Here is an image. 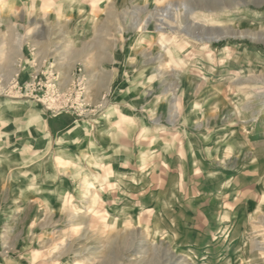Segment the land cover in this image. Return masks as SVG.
<instances>
[{
    "label": "rangeland",
    "instance_id": "374dc122",
    "mask_svg": "<svg viewBox=\"0 0 264 264\" xmlns=\"http://www.w3.org/2000/svg\"><path fill=\"white\" fill-rule=\"evenodd\" d=\"M3 48L0 264H264V0H0Z\"/></svg>",
    "mask_w": 264,
    "mask_h": 264
},
{
    "label": "crops",
    "instance_id": "0c3cea01",
    "mask_svg": "<svg viewBox=\"0 0 264 264\" xmlns=\"http://www.w3.org/2000/svg\"><path fill=\"white\" fill-rule=\"evenodd\" d=\"M12 35V33H10V36ZM14 35H12V39H11V44L15 46L16 44V39L14 38ZM3 50V51H2ZM0 52H4L5 54L0 56V64H3L2 62H4L5 58H7L5 60L6 64H10L13 61V50H11V52L9 50H6L5 48L0 49ZM9 53H11L12 55H9ZM8 54V55H6ZM70 116L69 115H64L61 116L55 120H53L51 122V131L53 133V137L54 138H60L61 134L66 131L69 127H70Z\"/></svg>",
    "mask_w": 264,
    "mask_h": 264
},
{
    "label": "bare ground",
    "instance_id": "6f19581e",
    "mask_svg": "<svg viewBox=\"0 0 264 264\" xmlns=\"http://www.w3.org/2000/svg\"><path fill=\"white\" fill-rule=\"evenodd\" d=\"M154 237V234L152 232H149L147 235H146V239L147 240H151L152 238ZM74 264H83L82 260H78L76 261Z\"/></svg>",
    "mask_w": 264,
    "mask_h": 264
}]
</instances>
